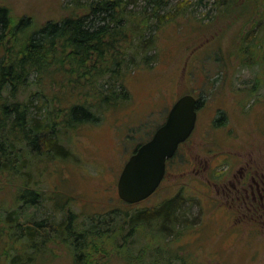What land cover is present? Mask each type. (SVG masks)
Here are the masks:
<instances>
[{"label": "rangeland", "instance_id": "1", "mask_svg": "<svg viewBox=\"0 0 264 264\" xmlns=\"http://www.w3.org/2000/svg\"><path fill=\"white\" fill-rule=\"evenodd\" d=\"M100 1L0 0L14 23L23 17L32 19V27L19 38L5 41L0 55L6 45L23 46L24 38L47 21L90 14L91 6ZM184 1L170 0L165 10ZM146 3L130 0L129 6L138 11ZM260 35H264V0H187L179 17L159 32L157 61L125 73L129 99L107 108L98 123L71 129L59 124L60 141L71 151L69 157L29 158L32 163L24 171L31 183L38 180L36 188L44 198L37 206L21 209L22 220L29 215L58 221L62 210L76 213L80 226L108 208L153 207L183 195L188 223L178 244L193 261L264 264V197L258 194L257 201L252 200L246 193L250 183L240 181L247 164L246 174L258 176L264 195V40ZM39 85L68 101L59 81L43 77ZM39 85L31 89L35 92ZM184 94L199 101L195 130L167 162L166 175L150 197L136 204L122 201L117 183L125 163ZM55 103L59 106V100ZM32 109L38 114L35 106ZM221 114L222 120H217ZM13 178L10 173L0 175V264H10L15 249L21 248L6 218L20 205ZM22 241L23 256L33 253L25 251L26 240ZM34 257L31 264H75L74 253L60 243H50ZM91 264H123V260L97 253Z\"/></svg>", "mask_w": 264, "mask_h": 264}, {"label": "trees", "instance_id": "2", "mask_svg": "<svg viewBox=\"0 0 264 264\" xmlns=\"http://www.w3.org/2000/svg\"><path fill=\"white\" fill-rule=\"evenodd\" d=\"M186 1L165 10L170 0H145L141 10L134 11L130 0H102L91 6L90 14L47 21L24 38L23 46H5L0 55V175L13 174L12 181L18 184L20 205L6 215L16 231L13 240L22 248L25 239V251L33 252L23 256L16 248L10 264H31L50 243L64 244L74 253L75 264H91L97 253L121 257L123 264H198L178 244L188 223L183 195L153 207L108 208L80 226L71 211L61 210L63 218L58 221L29 215L22 220L21 212L44 198L36 188L38 180L31 183L24 171L32 163L29 158L69 157L59 124L71 129L98 123L107 108L129 99L125 73L157 61L159 32L179 17ZM30 27V17L14 23L9 8L0 5V47ZM260 37L264 40V35ZM43 77L59 81L68 101L42 89ZM36 84L34 92L31 87ZM220 116L217 120H222Z\"/></svg>", "mask_w": 264, "mask_h": 264}, {"label": "water", "instance_id": "3", "mask_svg": "<svg viewBox=\"0 0 264 264\" xmlns=\"http://www.w3.org/2000/svg\"><path fill=\"white\" fill-rule=\"evenodd\" d=\"M197 103L193 94L182 95L170 108L165 122L129 157L117 183L121 199L136 204L158 189L166 175L167 160L195 130Z\"/></svg>", "mask_w": 264, "mask_h": 264}, {"label": "flooded vegetation", "instance_id": "4", "mask_svg": "<svg viewBox=\"0 0 264 264\" xmlns=\"http://www.w3.org/2000/svg\"><path fill=\"white\" fill-rule=\"evenodd\" d=\"M199 102V101H198ZM197 108H198V103H197ZM197 111H198V109H197ZM184 143V142H183ZM182 143V144H183ZM182 144H180V146L182 145ZM180 146H179V148H178V150L180 149ZM177 150V151H178ZM177 151H176V153H177ZM175 153V154H176ZM171 159V158H170ZM170 159H168V164H169V161H170ZM247 167H248V165L246 164L245 165V168L242 170V174H241V177H240V181L242 182V183H245V184H247V183H250V188L248 189V188H246L247 189V191H246V193L247 194H249L248 196L250 197L251 196V198H252V200L254 199L255 201H257L256 200V197L258 196V194H259V196H261V199H263V197H264V195H263V193H261V191L263 190L261 187H260V185L257 183V181H256V177L255 176H257L256 174H246V172L248 171L247 170ZM167 169H168V165H167ZM167 172V171H166ZM258 177V176H257ZM254 183H256L255 185H254ZM224 189L225 188H223L222 189V191L221 192H224ZM230 190H232L231 188H229ZM232 192V191H231ZM263 192V191H262ZM240 197V196H239ZM243 197H245V195L243 196ZM241 198H242V196H241ZM247 199H248V197H246ZM246 204L248 203V202H245ZM251 204V206L253 205L252 204V202L250 203ZM252 210V209H251ZM256 211V210H255ZM257 212V211H256Z\"/></svg>", "mask_w": 264, "mask_h": 264}]
</instances>
